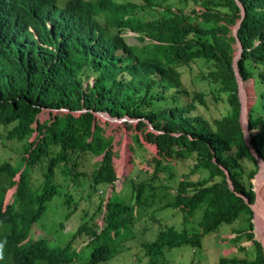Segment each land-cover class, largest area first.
<instances>
[{
  "label": "trees",
  "instance_id": "trees-1",
  "mask_svg": "<svg viewBox=\"0 0 264 264\" xmlns=\"http://www.w3.org/2000/svg\"><path fill=\"white\" fill-rule=\"evenodd\" d=\"M239 1L246 18L238 31L243 46L238 69L245 82H254L249 131L264 162V0ZM180 2L190 12L154 0H0V149L16 142L23 155L18 165L0 160V264H109L122 251L135 255L138 264H171L168 250L202 248L204 238L243 215L249 228L235 231L230 242L239 252L252 250V259L223 257L218 264H264L251 208L260 168L246 144L233 67V29L241 10L235 0ZM127 33L137 36L138 45L127 43ZM197 63L206 65L199 82L214 87L216 99L228 107L221 119L210 122L198 114L207 95L186 89L183 70ZM172 91L190 99L154 107ZM100 114L129 128L138 123L145 140L158 148L154 171L134 187L132 205L118 198L107 202L109 193L97 192L105 187L112 193L129 175L119 182L115 140L99 124ZM189 159L190 172L178 180L174 165ZM245 161L252 163L247 174ZM58 175L67 188L64 206L92 202L93 195L102 202L93 219L64 244L51 246L60 240L35 239L32 231L60 194ZM84 182L86 194L79 188ZM155 207V213L181 212L185 224L199 216V230L164 228L154 241L135 246V225L150 219L145 212Z\"/></svg>",
  "mask_w": 264,
  "mask_h": 264
},
{
  "label": "rangeland",
  "instance_id": "rangeland-1",
  "mask_svg": "<svg viewBox=\"0 0 264 264\" xmlns=\"http://www.w3.org/2000/svg\"><path fill=\"white\" fill-rule=\"evenodd\" d=\"M66 1L67 0H65V2ZM154 2L159 6L172 5L175 8H184L186 6L184 3H181L180 0H154ZM185 8L186 12H190L191 8L187 6ZM125 38L129 45H138L137 36L135 34L127 33L125 34ZM205 67L206 65L197 63L192 65L191 70H183L184 80L186 81V89L190 94H193L194 91H199L207 95V106H198L197 113L212 122L225 116L228 111V107L218 100L219 96L216 99V96L214 94L217 93V90H215L214 87H209L208 83L199 82V79L201 78L200 72L202 69L205 70ZM187 76L192 79L193 84H190ZM92 78L93 77H90L89 80H91ZM245 87L246 98L249 100V105H252L254 103L253 101L256 99L254 82H246ZM154 93L158 96L161 93V90L157 88ZM161 96L162 99L155 102V108H164L173 106L175 104L180 105L190 99L189 95H186L184 93H176L174 91L168 93L167 95ZM165 96H167V99L165 98ZM100 116H102V114H100ZM97 119L99 120V124L102 126V128L105 129L106 134L109 137H113L115 140V151L118 153V155L115 156L114 162L117 174L120 175L119 182L124 179L125 174H129H127L128 177L126 182L122 186L119 185L117 189H114L113 192L109 195L110 199L118 198L125 202L127 205H132L134 204V187H136L137 183L142 182L143 179L146 178V174H150L154 171L152 160L153 158L158 156V148L155 144H152L145 140V133H142L140 132V130H138V123H130L131 128H129L128 126H126L125 122L112 120L106 115ZM145 131L148 133L155 132L152 128H147ZM136 132L140 134L138 135V138L135 137ZM20 146L21 145L16 142H7L6 144H2L0 149V160L5 159L12 164L18 165L21 162L23 156ZM100 160V158H97L94 160V163L99 162ZM193 163V159H189V161L182 163H174L175 167L172 169L174 171V176H176V178L178 177L179 180V178H182L184 174H188L193 166ZM243 166L245 167V174H247L248 171L251 170L252 163L245 161ZM84 170L87 173L92 171L90 162L86 164ZM168 174L169 173L165 172L160 174V180L165 182L166 178L169 177ZM261 177L262 175H260L258 178ZM56 178L59 181V185L62 183L60 194L47 204L46 213L38 221L32 231V237L35 239L46 236L50 241L60 240L59 242H55L51 246L64 244L66 240L75 233L80 224L93 219L97 206L102 202V199H100L101 197L93 195L92 202L88 199H84L82 201H79L75 208L73 205L71 208L64 206L63 202L65 193L67 192V188H64L65 185L62 181L61 175L56 176ZM80 181L82 182L83 180ZM73 183L74 185H76V182ZM84 183L85 184L81 185L79 188L82 192H84V194H86L88 191V184L87 182ZM101 190L106 194L109 193V189H106L105 187H99L97 192ZM260 195V200L262 199V207L264 209V185L263 187H261V193L259 192V196ZM138 209L139 210L137 211H142L141 206ZM155 209L156 207L154 209H149L148 212H145V218L149 216L150 219L147 218V221H144L143 223L138 222V224L140 225H135L137 236L131 241L135 246L139 247L138 245L140 241L145 243L154 241L158 232L164 228H172L179 232L184 229L196 232L199 230L196 223L200 218L199 216H197L196 219L192 218V220L188 224H185L184 217L181 212L173 209H167L159 213H155ZM69 212H71V215L69 218H67L66 215ZM262 214L264 215V212H262ZM246 219L247 218L245 217V215H243V218H241L234 224L224 225L216 235L204 238L202 240V248L194 249L191 246H184L181 248L168 250L165 254L166 261L171 264H218L219 260L223 257L252 259V256L254 254L252 250L247 253L239 252V247L236 245H232L230 242V240L236 237L235 231H244L249 228V223ZM59 222L64 223L63 227H59ZM98 222L99 225L103 226V216L99 219ZM254 222V224L256 225H254V229L257 228L256 232L259 234V237L264 238V234L262 235L258 228L257 219H254ZM55 224L57 225V227H54ZM51 243L52 242H50V244ZM86 244H88V242L85 243L84 246H86ZM251 245L252 243L243 244L244 247L248 248H251ZM119 255L120 256H118L109 264H138L135 255H131V253L128 251H122ZM87 258L88 256L86 255V260H82L81 262L87 261ZM143 263L145 262L143 261Z\"/></svg>",
  "mask_w": 264,
  "mask_h": 264
},
{
  "label": "water",
  "instance_id": "water-1",
  "mask_svg": "<svg viewBox=\"0 0 264 264\" xmlns=\"http://www.w3.org/2000/svg\"><path fill=\"white\" fill-rule=\"evenodd\" d=\"M235 1L241 10V17L242 18L237 23V26L234 27V29H233V36L236 40L235 49H237L236 58L233 62V67L235 70V76H236L238 86H239V96H240V101H241V106H242L241 107V125L243 128L244 134H245L246 144L249 146L250 151H251L252 155L256 158L258 165H259V168H260L257 176L255 177V180H257L260 175L264 174V162L262 159L259 158L254 146L252 145L251 135H250V131H249V121H250L249 112L251 109V105H249V100L246 98V95H245V89H246L245 84H246V82L242 79L240 72H239V69H238V62L243 55V46H242L241 41L238 37V31H239L241 25L243 24V21L246 18V10L239 0H235ZM112 120H114V119H112ZM254 192L256 194V202H255V204L251 205V208H252V211L254 212V216H255V220H256L257 219V204H258V199H259L258 198L259 197L258 196V185H256V186L254 185ZM110 194H111V191L109 192L108 196ZM109 200H110V196L107 198V202ZM255 222L253 221V223H255ZM259 242H261V241L259 240ZM262 245L264 248L263 243H262Z\"/></svg>",
  "mask_w": 264,
  "mask_h": 264
},
{
  "label": "bare ground",
  "instance_id": "bare-ground-1",
  "mask_svg": "<svg viewBox=\"0 0 264 264\" xmlns=\"http://www.w3.org/2000/svg\"><path fill=\"white\" fill-rule=\"evenodd\" d=\"M256 185H258V196H259V192L261 193V187H263V185H264V174L262 175L261 178L257 179ZM260 197H261V195L258 197L259 199H258V204H257V223H258L257 225H258V228L260 230V233L263 235L264 234V215L262 214V212H264V209L262 207V199L260 200ZM260 239L264 243V238L260 237Z\"/></svg>",
  "mask_w": 264,
  "mask_h": 264
},
{
  "label": "clouds",
  "instance_id": "clouds-1",
  "mask_svg": "<svg viewBox=\"0 0 264 264\" xmlns=\"http://www.w3.org/2000/svg\"><path fill=\"white\" fill-rule=\"evenodd\" d=\"M34 229V228H33Z\"/></svg>",
  "mask_w": 264,
  "mask_h": 264
}]
</instances>
